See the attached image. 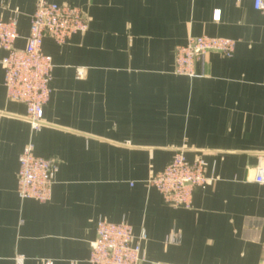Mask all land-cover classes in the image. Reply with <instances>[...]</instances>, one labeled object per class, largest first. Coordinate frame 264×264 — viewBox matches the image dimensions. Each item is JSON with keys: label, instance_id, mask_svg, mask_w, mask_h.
<instances>
[{"label": "crops", "instance_id": "0c3cea01", "mask_svg": "<svg viewBox=\"0 0 264 264\" xmlns=\"http://www.w3.org/2000/svg\"><path fill=\"white\" fill-rule=\"evenodd\" d=\"M79 8L85 33L46 38L52 93L37 129L9 101L0 50V264H90L98 220L144 233L141 264H260L264 259V15L254 0H52ZM37 0H0L19 14L23 49ZM231 39L175 74L190 37ZM58 163L47 203L19 198L23 150ZM184 151L210 180L190 208L146 181Z\"/></svg>", "mask_w": 264, "mask_h": 264}, {"label": "built area", "instance_id": "2783aa9c", "mask_svg": "<svg viewBox=\"0 0 264 264\" xmlns=\"http://www.w3.org/2000/svg\"><path fill=\"white\" fill-rule=\"evenodd\" d=\"M253 6L264 15V0H254ZM4 11L0 5V50L6 52L1 65L7 98L26 107L25 118L33 129H37L43 124L44 108L49 102L53 81L52 59L43 51L44 40L49 38L64 45L75 34L87 32L89 24L77 7L60 5L52 0H37L26 45L17 49L19 14L14 11L10 19H5ZM234 48L235 42L231 39L190 37L176 50L175 74L196 77L197 63H204L209 53L217 52L230 58ZM57 173V161L39 157L32 146L26 147L19 159V198L47 203L52 198ZM209 181L204 162L190 161L180 150L160 172L146 181V186L155 188L166 205L190 208L195 191L204 188ZM253 181L264 185V165L256 169ZM94 226L96 238L91 245L90 264L143 262L144 233L136 236L133 228L125 222L98 220ZM260 264H264V259Z\"/></svg>", "mask_w": 264, "mask_h": 264}]
</instances>
